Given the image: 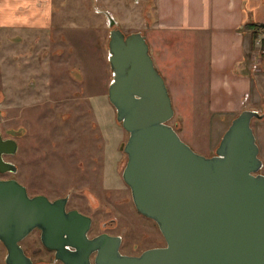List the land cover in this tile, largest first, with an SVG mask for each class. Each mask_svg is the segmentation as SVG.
<instances>
[{
    "label": "rangeland",
    "instance_id": "374dc122",
    "mask_svg": "<svg viewBox=\"0 0 264 264\" xmlns=\"http://www.w3.org/2000/svg\"><path fill=\"white\" fill-rule=\"evenodd\" d=\"M22 7L29 8L23 11ZM106 11L126 33L146 35L155 20V0H0V132L19 144L15 154L5 156L18 165L17 172L0 173V177L17 178L30 193H45L52 199L67 193L68 207L92 215L90 235L103 231V222L117 218L114 228L104 230L125 236L123 252L132 251L135 242L140 245L135 252H140L166 241L151 221L137 213L123 179L127 154L120 146L129 133L117 120L108 97L113 70ZM191 54L185 46L180 57L183 65L179 62L168 80L154 62L171 89L175 115L169 123L179 121L182 139L209 156L232 117L215 116L209 110L204 49L197 61ZM259 69L263 72L262 68L255 72ZM194 70L193 80L187 73ZM246 108L264 114V94H250L237 112ZM252 127L264 173V116L254 118ZM149 228L153 237L144 238L142 233ZM22 245L36 261L50 259L38 230ZM6 254L0 241V264H7Z\"/></svg>",
    "mask_w": 264,
    "mask_h": 264
},
{
    "label": "water",
    "instance_id": "95a60500",
    "mask_svg": "<svg viewBox=\"0 0 264 264\" xmlns=\"http://www.w3.org/2000/svg\"><path fill=\"white\" fill-rule=\"evenodd\" d=\"M113 77L109 99L129 133L123 179L137 210L154 219L166 244L139 254L120 250L121 237L88 236L92 219L67 210V197L30 196L16 178H0V241L7 264H36L21 245L33 229L65 264H264V173L252 127L256 109L233 117L213 155L196 151L169 121L175 108L142 31L126 33L106 11ZM18 144L0 133V172Z\"/></svg>",
    "mask_w": 264,
    "mask_h": 264
},
{
    "label": "crops",
    "instance_id": "0c3cea01",
    "mask_svg": "<svg viewBox=\"0 0 264 264\" xmlns=\"http://www.w3.org/2000/svg\"><path fill=\"white\" fill-rule=\"evenodd\" d=\"M155 13L146 37L166 80L168 73L176 74L179 62L183 65L185 46L194 61L203 47L208 67L205 89L215 116L233 119L250 94H264V40L257 38L252 47L247 27L264 23V0H155ZM189 75L194 80L195 70Z\"/></svg>",
    "mask_w": 264,
    "mask_h": 264
},
{
    "label": "flooded vegetation",
    "instance_id": "af4514ba",
    "mask_svg": "<svg viewBox=\"0 0 264 264\" xmlns=\"http://www.w3.org/2000/svg\"><path fill=\"white\" fill-rule=\"evenodd\" d=\"M108 97H109V95H108ZM110 100V99H109ZM111 102V101H110ZM111 104H112V102H111ZM112 108L114 109L115 107H114V105L112 104ZM1 133V132H0ZM2 134V133H1ZM2 137L4 138V139H7V138H12V139H14V140H16L15 138H13V137H6V136H4L3 134H2ZM16 142H17V144H18V141L16 140ZM108 144H109V142H108V140L106 139V142H105V146H104V151H103V154L105 155V175H106V178H107V164H108V160H107V154H106V152H107V146H108ZM124 143H122L121 144V146H120V148L122 149V145H123ZM18 148H19V144H18ZM18 150V149H17ZM123 150V149H122ZM124 151V150H123ZM17 152V151H16ZM15 152V153H16ZM125 152V151H124ZM15 153H13V154H15ZM6 155H10V154H4L3 155V157H4V159L5 160H7V161H10V160H8V159H6L5 158V156ZM12 162V161H11ZM14 163V162H13ZM14 164H16V163H14ZM16 166H17V170H18V165L16 164ZM17 170L15 171V172H17ZM8 172V171H7ZM10 172H13V171H10ZM1 174L2 173H5V172H0ZM0 178H4V177H0ZM8 178H10V177H7V178H4V179H8ZM17 179V178H16ZM18 180V179H17ZM19 182H21L20 180H18ZM22 184H24L23 182H21ZM25 186H26V188H27V191H28V194L30 195V196H34V195H39V194H43V195H46V196H48L47 194H45V193H30L29 192V190H28V187H27V185L26 184H24ZM105 189L106 190H109L110 189V186L109 185H106L105 186ZM49 197V196H48ZM60 197H67V202H66V209L67 210H71V209H76V210H78L79 212H81V213H83V214H86V215H88V216H90L91 217V219H92V223H91V227H90V229H89V231H88V236L90 237V238H92V237H94V236H96V235H99V234H102V233H108V234H111V235H119L120 237H121V245H120V250L122 249V246H123V244H124V242H125V236L123 235V234H121V233H112V232H109V231H105L104 229H106V228H114L115 226H116V222H117V218H110L108 221H105V222H103V231H101V232H99V233H97V234H94V235H90V231H91V229H92V226H93V222H94V220H93V217H92V215H90V214H87V213H85L82 209H80L79 207H77V206H72V207H68V203L70 202V197L68 196V194L66 193V194H64V195H61V196H59V197H56V198H50L49 197V199H51V200H55V199H57V198H60ZM135 206V205H134ZM135 210L137 211V213L140 215V216H142L143 218H145L146 220H149V221H151L152 222V224H153V227L155 228V229H157L158 230V233L160 234V236L162 235V232L160 231V228H159V226H158V224H157V222L154 220V219H152V218H150V217H147V216H145L144 214H142V213H140L138 210H137V208L135 207ZM35 230H38L39 232H40V239H41V230L39 229V228H35V229H33L24 239H22L21 240V245H22V242L27 238V237H29L30 236V234H32ZM155 232H156V230H154ZM157 233V232H156ZM143 234V237L144 238H151V237H153V232H152V230L149 228L148 230H144V232L142 233ZM156 239H158L159 238V236L158 237H155ZM2 242V241H1ZM3 243V242H2ZM43 244V243H42ZM44 246V245H43ZM139 243H137V242H135V243H133V247H132V251H129V252H123L122 250H121V252L122 253H125V254H139V253H141L142 251H144L145 249H148V248H151V247H157V246H163V245H161V244H151V245H148V246H146V247H143L142 249H141V251L140 252H135V251H137L138 250V248H139ZM22 247L23 248H26L25 246H23L22 245ZM44 248L47 250V251H49L50 253H51V256H50V259H48V260H42V261H36L34 258H32V256L30 255V254H28L26 251V253L29 255V256H31V258L33 259V261L36 263V264H58V263H60V264H65L63 261H61V260H55L54 261V258H55V251L54 250H51V249H48V248H46L45 246H44ZM25 250V249H24ZM95 256H96V252H93L92 254H91V264H95V262H94V259H95Z\"/></svg>",
    "mask_w": 264,
    "mask_h": 264
},
{
    "label": "trees",
    "instance_id": "16d2710c",
    "mask_svg": "<svg viewBox=\"0 0 264 264\" xmlns=\"http://www.w3.org/2000/svg\"><path fill=\"white\" fill-rule=\"evenodd\" d=\"M247 27L251 29V46L254 47L256 39L264 30V23H248ZM173 126L179 132V129L181 128L180 122L177 121Z\"/></svg>",
    "mask_w": 264,
    "mask_h": 264
},
{
    "label": "built area",
    "instance_id": "2783aa9c",
    "mask_svg": "<svg viewBox=\"0 0 264 264\" xmlns=\"http://www.w3.org/2000/svg\"><path fill=\"white\" fill-rule=\"evenodd\" d=\"M261 40H264V30L262 31V33L258 37V41H261Z\"/></svg>",
    "mask_w": 264,
    "mask_h": 264
}]
</instances>
